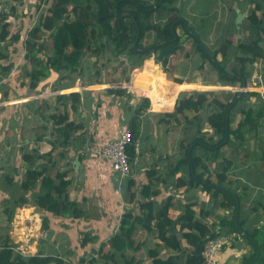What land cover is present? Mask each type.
<instances>
[{"label": "crops", "instance_id": "obj_1", "mask_svg": "<svg viewBox=\"0 0 264 264\" xmlns=\"http://www.w3.org/2000/svg\"><path fill=\"white\" fill-rule=\"evenodd\" d=\"M254 1L255 0H223V2L229 5L227 8L229 7L231 9L235 17L233 20L234 27L232 30L227 29L225 32L226 34L217 40L216 46L213 49L206 45L205 40L208 37L211 38L218 34L217 28L220 26L218 21L220 12L217 13V15H211L212 13L207 12L197 13L193 7L194 0H177L175 2V7L180 10L179 15L187 21L188 26L194 28L201 35V38L202 35L205 37L202 39L205 45L210 50H214L224 39L227 38L232 41L234 36H238L239 32L237 30L239 27L236 23L237 15L240 14L242 18H245L246 15H244V12L253 8ZM237 3H245V9H239ZM195 20H198V22ZM192 46L194 48L193 43ZM181 51H184V49ZM193 52L198 54L195 48ZM187 56L188 53L185 52L184 57ZM172 57L169 59L168 65L171 63ZM198 59L202 67L200 68V65H198L197 68L203 70L207 63L203 64L199 54ZM178 60L185 61L181 54H179ZM145 61H150L159 71L152 68V72L143 73L142 69L143 66H145ZM145 61L139 68L134 70L131 69L132 73H130L129 79V81L131 80V90L135 93L139 92L143 94L144 96L142 97L149 98L150 107L141 117L142 128L140 137L136 143V156L130 163L131 175L126 179H120V177L112 171L109 161L104 159L100 153L101 147H103L107 141L117 138L124 130H128V122L133 116L132 108L130 107L139 104L142 98L135 97L128 93L127 89L123 86V84L126 83V79L122 74H119L118 78L122 76L121 81L123 82H116L115 84H117V86H115V88L125 89L126 93L132 96L130 99L106 93L108 88L105 92L101 93L97 91L98 93L95 94L92 89L106 85L101 82H94V84L90 82L86 84V90H71L72 87L78 84L77 82L81 69L77 70V72H72V74L75 73L77 75V78L72 83L71 88L66 87V81L61 82L59 79V72L53 70L50 72V76L46 80L40 82V86L38 84L34 90H30L27 85V92L30 95L40 91L43 86L51 87L53 85L56 89L60 88L62 92L69 90V92L65 94L78 92L80 95V101L76 106L75 112L69 110V101H57V97L65 94L55 95L50 98V101L46 100L44 105L47 106L46 110L50 112V115L59 112L63 113L62 110H67L70 120L81 125L72 135L74 140L69 144L62 143V140L57 139L55 136H51V133L49 136L52 138L48 139V141L49 145L54 141L62 143V167L63 170L68 173V179L71 181L68 189L69 201H74L78 207L84 211L85 217L72 219L69 216H58L47 210L38 209L32 204L16 206L14 221H24V223H26L24 226H27L26 228H31L30 231L36 238L38 236L37 234L39 232L41 233L43 219H46L48 224V228L44 231V235L38 237L35 243L32 242L29 248H27L29 249L28 253L25 254L47 256L59 253L61 257L72 262L74 261L72 259H78L88 255V259L90 257L95 258L94 264H157V261H167L168 258L173 260L172 264H185L186 258L192 248L187 244L186 240L180 236L181 232L179 231V226H176L174 230L178 235L177 239L179 241V247L176 249L165 245L158 238V233L153 232L154 230L147 232L145 229L140 228L133 238L135 242L134 245L126 246L125 242L124 245L120 243L119 247L122 248L123 252L111 251V258L106 260L103 258V256L110 251L109 240L118 233L123 214L128 211H132L133 214H138V203L149 199L152 191H156L158 194L152 199L157 203H161L168 197H172L171 208L168 214L169 218L172 220L181 216L184 213L185 206L192 203L194 205L193 209L197 220L204 223L213 233H217V237L222 239L225 236L230 237L219 251L218 264H247V261L252 260L253 247L248 243V239L242 236L241 232L245 234L244 231L250 233L254 229L264 228V161H261L262 153L264 152V122L260 124L256 131L245 132L246 140L244 143L240 144L238 141L234 146H222L217 150L215 158L212 157V152L206 151L207 149L203 146H199L194 151L196 156H205V161L208 163V169L203 173L202 178H208V182L211 185L217 186L220 189L214 190V188H212L207 192L201 190L200 186H194L195 184H192V187L186 185L178 186V178L183 179L188 184L190 183L189 170H187L186 167L182 168L177 165L178 161L184 158V152H182L180 148H177V146L174 147L173 152L164 149H162V151H158L157 149L152 150V148H154L153 145H157L158 142H161V147L164 145V136L161 132V125L158 124L159 118L156 117L155 110L158 112L162 109L163 111H171L175 105L176 99L180 95L179 93L181 91L184 92L189 89V87L197 86L199 88L201 87V89H206L215 87V85H221V83H219L218 78L216 82H207L203 84H201L197 78H195V82H187L185 80H182L181 83L177 81L169 82L165 78L168 72L163 71L160 65L154 62L153 58H149ZM256 65L263 66L259 62L253 64L252 67L254 70L249 79L248 86L259 83V80L261 81L264 77L261 78L258 75L262 68L259 70L255 68ZM209 66L210 65H208V67ZM15 70L18 72L17 69H14L12 73H15ZM209 70L217 76L216 72L211 69V67H209ZM176 71H179V68ZM96 72H98V70H96ZM153 72L160 73L153 74ZM183 72L186 73L185 69L182 70V73ZM10 73L8 75H10ZM261 74L263 75V71ZM173 76L176 77V75ZM2 79L8 82L5 77ZM161 83L172 84V88L177 90L176 94H164L165 88L161 87V89H159L161 96L153 97L149 89L152 86L159 87ZM19 85L21 88H26V86ZM256 87L258 86L256 85ZM262 88L261 91H264V87ZM192 92L200 91L199 89H195L192 90ZM212 92L213 91H202V93L214 95ZM209 95H207V97ZM29 96H27L28 102H31ZM228 97L229 95H227V100ZM27 98L22 100H27ZM151 98L154 100L152 101ZM223 98V96L217 97L215 101L225 103ZM252 98L254 97H250L249 100ZM52 100H54L53 103H51ZM250 104L254 103L250 101ZM207 105H210L211 114L214 108L218 107V103L213 101L209 103V101H206L202 109ZM157 106H161L162 108L159 109ZM35 111H37V107ZM186 114L187 113L184 114V117ZM211 114L204 119L205 126H208L209 129L204 130L202 128L199 132L198 127H195L194 131L190 132L191 138L205 135V139L208 140L209 137H212L213 131L207 123L208 117ZM44 115L42 117H44ZM48 117L47 119L45 117V119L49 120ZM152 117H154L155 122H151L152 120L150 119H152ZM161 117L160 115V118ZM233 117V121L236 119L237 122L242 120V116L238 113H234ZM200 118L202 119V116H200ZM172 122L174 128H180L183 131L182 128L184 127L181 125L182 119L180 116H178L177 121ZM50 123L52 122L50 121ZM41 124L42 123L38 121H36L35 124L33 123L32 129L28 133L29 138L26 137L20 140L19 136L17 142H19L18 145L20 148H22L23 145L28 147V144H30V146H35L40 143V140H37L36 136L38 130L42 126ZM45 125L46 124H44V127ZM231 126H233V123ZM52 129L53 126L51 125L48 130L51 131ZM155 133H159L161 136L156 137ZM146 136L151 143L150 153L142 149L143 140ZM3 147L5 148L4 145ZM31 149L33 148H30V150ZM0 153H2L1 150ZM151 156L153 159L146 164L145 160ZM18 163L23 164L20 160V156L19 161H17V164ZM21 171L24 175V164ZM196 171L200 174L202 170L197 167ZM258 178L262 179V184L259 186H257L256 183ZM21 181L19 182V186ZM128 181H132L130 191L135 195L133 199L125 192V186L127 188ZM119 185L122 187L121 190H118ZM145 186L149 187L148 191L142 190ZM119 191H123V194L120 195ZM32 192L35 191L28 192L26 195L29 201ZM229 195L235 196L236 204L233 201L227 202L225 200V197ZM0 201L2 206L0 209H2L7 202L5 199H2L1 196ZM26 209L30 210L29 214ZM36 217L38 219H36ZM232 223H235L237 229L235 232L232 231ZM239 227L241 230H239ZM82 233H88V237L91 239L85 246H81L74 241L76 235L78 236ZM69 239L72 241L69 242ZM254 261H256V257ZM254 261L252 264H257V262Z\"/></svg>", "mask_w": 264, "mask_h": 264}, {"label": "trees", "instance_id": "obj_2", "mask_svg": "<svg viewBox=\"0 0 264 264\" xmlns=\"http://www.w3.org/2000/svg\"><path fill=\"white\" fill-rule=\"evenodd\" d=\"M177 0H40L39 5L45 6V10L39 15L37 25H34L27 34L23 42L25 57L31 69L27 73L28 88L34 90L38 84L50 76V72L61 73L77 72L81 68L84 52L93 47L92 52L98 56L103 51H110V59L120 57L127 58L131 69L139 68L143 62L153 58L163 71H167L169 59L183 50L182 36L178 33L180 29L183 35L190 38L196 52L203 63H208L216 74L219 83L223 86L234 87L239 84L241 87H248L249 79L253 73V64L259 62L262 69L258 75L264 76V0H255L253 8L246 15L244 23L240 26L243 34L236 43L231 39H224L219 46L210 50L203 42L201 35L192 27L188 26L180 15V10L175 7ZM38 5V8H39ZM41 7V6H40ZM44 8V7H43ZM14 8L12 12H14ZM165 14L170 15V19L165 23L154 20ZM238 31V30H237ZM236 31V32H237ZM46 32L51 39V50L44 59L38 54L44 52L39 34ZM8 23L5 22V13L0 15V42H4L9 37ZM151 38L150 42H147ZM19 35H12L10 40L18 42ZM93 45V46H92ZM230 60L229 65L219 61ZM0 58H6L0 53ZM150 61H145L142 69L143 73L152 72V68L147 65ZM152 65V63H151ZM157 69L155 65H152ZM202 65H200V68ZM4 72L10 70V65L2 68ZM158 70V69H157ZM159 71V70H158ZM263 71V75L261 74ZM181 83V81H177ZM91 85V84H89ZM258 87H264V83H257ZM152 86L150 94L159 97L161 94L153 92ZM165 88V93L173 90L172 84L161 83L158 89ZM106 93L114 96L132 98L125 89L108 88ZM242 93L236 92L226 103H218V107L208 117L207 123L212 129V137L205 141V135L193 137L184 150V158L178 161V167L189 170L188 184L183 179L178 178V186H200L201 190L210 191L220 189L208 182V178H202L203 173L208 169L205 156H196L194 151L200 146L206 151L212 152L215 158L217 150L222 146L232 145L236 142L240 144L246 140V131H256L264 118V94L250 93L255 98V103L247 107L237 108L244 101ZM67 95V96H66ZM208 93L183 92L176 99L172 111L159 113L162 117L158 121L168 124L169 121H177L178 116L184 115L188 111L199 112L207 101ZM70 102L69 110L76 111L79 104L80 95L78 92L60 95L57 101ZM150 107V100L146 97L140 99V103L132 108L133 116L128 122V130L131 133V142L126 147V154L130 163L136 156V143L141 134V117ZM156 111V110H155ZM240 114V120L233 128V114ZM157 115V114H155ZM52 122L55 137L62 140V143L69 144L74 140L72 135L80 128L69 118V112L53 113L49 117ZM198 131L201 129L198 127ZM41 137H37L40 140ZM62 143L54 141L50 143V149L41 153L37 149L23 150L19 153L20 160L25 165L24 178L20 183L23 192L15 201L18 205L32 204L38 209L47 210L55 215L69 216L72 219L85 217V213L74 201H69L68 189L70 179L67 172L57 168L58 162L53 158V151ZM59 158H63L60 154ZM201 168L198 174L196 169ZM12 182V179H11ZM188 184V185H187ZM132 181H128L125 192L130 198L135 195L131 190ZM143 191H148L145 186ZM31 193L30 201L26 198L28 192ZM50 192V193H49ZM158 192L152 191L150 198L138 203V214L132 211L125 212L119 224L118 233L109 240V249L104 260L112 257L111 251H122L119 244L126 243V246L134 245L133 238L140 228L147 232L158 233V238L167 246L179 247L178 235L174 232L179 226L180 236L191 246V251L186 258L185 264H202V251L205 243L209 239L217 237L204 223L196 219L193 204L185 206L184 213L172 220L169 218L172 197H168L161 203L154 199ZM227 202L235 203V196L225 197ZM236 204V203H235ZM29 214L30 210L26 209ZM232 231H237L235 223L231 224ZM48 228L47 220L43 219L41 231ZM239 230L241 228L239 227ZM242 236L248 239L253 247L252 260L247 264H252L256 257L257 264H264V228L254 229L252 232L244 231ZM173 234V235H172ZM91 239L83 238L80 245L85 246ZM173 260L157 261V264H172ZM0 264H65L64 260L56 256L22 255L16 250L14 245L5 238L0 245Z\"/></svg>", "mask_w": 264, "mask_h": 264}, {"label": "rangeland", "instance_id": "obj_3", "mask_svg": "<svg viewBox=\"0 0 264 264\" xmlns=\"http://www.w3.org/2000/svg\"><path fill=\"white\" fill-rule=\"evenodd\" d=\"M0 1H2V3L4 4L3 6H5V22L8 23V30L10 33L6 41L0 42V53L2 54V56L6 57L5 59L0 58V150L2 151V153H0V196L7 202L6 205L2 209H0V245L1 243H3L5 238H8L9 241L14 245L16 250H19L22 255L29 256L28 254H25L29 251V249L27 248H29V245L32 242L35 243L38 237L43 236L44 231H46L47 229L41 231V233L39 232L36 238L35 235L31 233V228H26L27 226H24L26 225L24 221H14V213L16 208L15 201L21 194H23L19 187V182L24 178V175L21 171L23 164H17V161H19V152L21 150H30V148H36L41 153H45L50 149L48 139H51V136H55V133L53 129L51 131L48 130L52 123H50L49 120H46L47 117L50 115V112L46 110L47 106L44 105V102L46 100L50 101V98L54 97L57 94H65L69 92V90L62 92L60 88L56 89L53 85L51 87L43 86L40 91L34 92L31 95L27 92L28 78L26 76L27 73L30 71L31 66L25 57L23 42L26 39L30 29L34 27V25H37L39 15L42 13V11L45 10V6L39 5L40 0ZM227 6L229 5L226 2H223V0H194L193 2V7L197 13L207 12L212 13L211 15H217V13L220 12L218 20L220 26H218L217 28L218 34L216 36H212L211 38L208 37L205 40V43L209 48L213 49L216 46L217 40L221 36H224L226 34L225 32L227 31V29L232 30V28L234 27L233 20L235 19V17L231 12V9L229 7L227 8ZM237 7L239 9H245L246 5L245 3H237ZM13 8L15 9L14 12H12ZM250 10L251 9L245 11L244 15H247ZM243 18L237 23V26L239 27V34L237 37H233L232 41H234V43H236L237 39H241L243 37V34H241L240 32V26L244 23L245 20V18ZM169 19V14L154 18L155 21L160 22L162 24L167 22ZM195 21L198 22V20ZM178 33L183 37L182 47L184 51H179L175 56L172 57L171 63L168 65L167 68L168 74L167 76H165L166 80H168L169 82L182 80H185L187 82H195V78H197V80L199 79L201 84L207 82H216L217 76L209 70L210 66L208 67V63V65H205V68L203 70H199L197 68V66L200 65L201 62L198 59V54L193 52L194 48L192 46V40L184 36L183 32L180 29L178 30ZM12 35H19L21 39L18 42H14L10 40V37ZM204 38L205 37L202 35V39ZM39 39L40 41H42L43 47L45 49L44 52L38 54V57L44 59L45 55L51 50V39L48 33L46 32L40 33ZM150 41L151 38H149L148 41L145 42V44ZM93 49L94 46L84 52L80 68L81 72L79 74V80L76 86H71L77 78V75L75 73L60 74L59 79L61 80V82L66 81V87H72L71 90L73 91H80V89L86 90L87 86L85 85L90 82H93L92 84H94V82H101L106 85H103V87L95 86L97 88L92 89V91H94L95 94L98 93L97 91H100L102 93L105 92L107 88H115V86H117V84H115L116 82H123L121 81L122 76L118 78V75L122 74L123 77L126 79V83H124L123 86L125 89H127L128 93L135 97L144 96L139 92L135 93L133 90H131V80L129 81V79L132 70L127 58L120 57L117 59H110V51L108 50L103 51L98 56L96 53L92 52ZM185 52L188 53L187 57H184ZM179 54L183 56L185 61L178 60ZM219 61L224 62V64L227 66L230 63L229 59L222 60L220 57ZM8 65H10V70L8 72H4L2 68L7 67ZM147 65H149L151 68H154L151 63ZM178 68L179 71H176ZM255 68H258L260 70L262 67L256 65ZM14 69H17L18 72L15 70V73H12L14 72ZM183 69H185L186 73H182ZM96 70H98V72H96ZM154 70L157 69L154 68ZM9 73L10 75H8ZM173 75H176V77H174ZM4 77L7 79L8 82L3 81L2 78ZM259 82L263 83L264 77L261 81L259 80ZM19 84L26 86V88H21ZM194 88L199 89L200 92L213 91L212 93H214V95H209L207 97V102L209 101V103L211 101L216 102L215 100H217V97L222 96L224 97L223 99L226 103L229 99L234 96L236 92L242 93L241 95L244 101L241 105L235 108L238 111L240 108L247 107L248 105H250V101L252 103H255L254 98L249 100L251 97L250 93H259L260 95L264 94V91H261L263 88L256 87V84H251L245 88L241 87L239 84H237L236 87L215 85V87H209L206 89H201V87L199 88L197 86H193L189 87V89L185 90L184 92L190 93L192 92V90H195ZM180 93H183V91H181ZM227 95H229L228 100ZM27 96H29L31 102H28ZM24 98H27V100H22ZM151 100L153 101L154 99L151 98ZM53 102L54 100L51 101V103ZM36 107L37 111H35ZM152 109L154 110L153 106ZM164 112L168 111H163V109L159 110V112L155 111V113L157 114L156 117H158L160 120L159 113ZM211 112L212 111L210 109V105H207L204 109L199 112L188 111L186 112L187 114L185 115V117L184 115H182L183 117L180 116V118L182 119L181 125L182 127H184L182 128L183 131L180 128H174L172 121H169L168 124L161 122L160 127L162 135L164 136V145L161 147V142H158L157 145H153L154 148H152V150L157 149L158 151H162V149H164L166 151L173 152L174 147L177 146V148H180V150L184 152L187 144L190 142V139H192L190 136V132H193L195 127H200V129L203 128L204 130L209 129L208 126H205L204 119L209 114H211ZM43 115L44 117H42ZM200 116H202V119L200 118ZM150 120H152L151 122H155L154 117H152V119ZM36 121L42 123V126L38 130L36 136L41 137L40 143L36 144L35 146H30V144H28V147H25L23 145L22 148H20L18 145L19 142H17L19 136L20 140H23L26 137L29 138L28 133L31 131L33 123L35 124ZM263 122L264 121L262 119L261 123ZM237 123V119L233 121V128L236 126ZM44 124H46L45 127ZM50 133L51 136H49ZM155 136L159 137L161 135L159 133H155ZM205 141L208 142L207 139H205ZM3 145L5 146V148L3 147ZM150 147L151 143L149 142V138L146 136L143 140L142 149L150 153ZM62 153L63 149L60 147V145H58L56 150L53 151V158L58 162L57 168L60 171H64L62 167L63 158H59V155ZM263 155L264 152L262 153L261 161H264ZM152 159L153 157L151 156L150 158L145 160V163L147 164ZM257 180V186L261 185L262 179L258 178ZM119 194H123V191H119ZM1 207L2 206L0 201V208ZM36 219L38 218L36 217ZM88 235V233H82L78 235L79 237L76 235L74 241L77 244H80L83 238L90 239ZM68 241L71 242L72 240L69 239ZM51 256L62 258L65 264H94L95 260L94 257H90L88 259V255L82 258L72 259L74 260L73 262L68 261V259H65L64 257H61L59 253H55V255Z\"/></svg>", "mask_w": 264, "mask_h": 264}, {"label": "built area", "instance_id": "obj_4", "mask_svg": "<svg viewBox=\"0 0 264 264\" xmlns=\"http://www.w3.org/2000/svg\"><path fill=\"white\" fill-rule=\"evenodd\" d=\"M3 5L2 1H0V15L5 12V6ZM131 137L130 131L126 129L117 138L107 141L101 147V156L109 161L112 171L120 179H126L131 175V164L126 154V147L131 142ZM121 189L122 187L119 185L118 190ZM228 238L230 239L229 236H225L223 239L219 237L209 239L202 251V264H218L219 251L225 245Z\"/></svg>", "mask_w": 264, "mask_h": 264}, {"label": "bare ground", "instance_id": "obj_5", "mask_svg": "<svg viewBox=\"0 0 264 264\" xmlns=\"http://www.w3.org/2000/svg\"><path fill=\"white\" fill-rule=\"evenodd\" d=\"M156 73H160V72H153V74H156ZM152 90H153V92H155L156 94L159 92V89H158L157 86L153 87ZM176 92H177V90L173 89V90H171V91H169V92H167V93L176 94ZM167 93H164V94H167ZM66 96H67V95H66ZM157 108L161 109L162 107H161V106H160V107L157 106ZM49 193H50V192H49ZM229 220H230V219H229ZM172 235H173V234H172ZM98 249H99V248H98Z\"/></svg>", "mask_w": 264, "mask_h": 264}, {"label": "water", "instance_id": "obj_6", "mask_svg": "<svg viewBox=\"0 0 264 264\" xmlns=\"http://www.w3.org/2000/svg\"><path fill=\"white\" fill-rule=\"evenodd\" d=\"M241 18H242V16L240 14H238L237 19H236V23H238Z\"/></svg>", "mask_w": 264, "mask_h": 264}]
</instances>
